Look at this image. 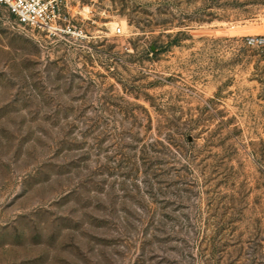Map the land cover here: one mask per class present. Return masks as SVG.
I'll use <instances>...</instances> for the list:
<instances>
[{"label":"rangeland","instance_id":"374dc122","mask_svg":"<svg viewBox=\"0 0 264 264\" xmlns=\"http://www.w3.org/2000/svg\"><path fill=\"white\" fill-rule=\"evenodd\" d=\"M66 7L0 8V264H264V0Z\"/></svg>","mask_w":264,"mask_h":264},{"label":"built area","instance_id":"2783aa9c","mask_svg":"<svg viewBox=\"0 0 264 264\" xmlns=\"http://www.w3.org/2000/svg\"><path fill=\"white\" fill-rule=\"evenodd\" d=\"M0 8L13 15L22 26L47 37L75 33L76 28L69 25L64 13L66 0H0ZM120 31V27H117L116 32ZM75 34L80 36L79 32ZM263 43V38L246 37L248 45L259 46Z\"/></svg>","mask_w":264,"mask_h":264}]
</instances>
